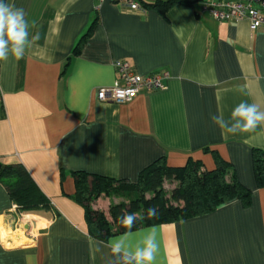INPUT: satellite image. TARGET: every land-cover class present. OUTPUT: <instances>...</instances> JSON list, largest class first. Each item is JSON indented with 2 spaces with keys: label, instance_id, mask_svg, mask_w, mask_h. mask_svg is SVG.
Here are the masks:
<instances>
[{
  "label": "crops",
  "instance_id": "1",
  "mask_svg": "<svg viewBox=\"0 0 264 264\" xmlns=\"http://www.w3.org/2000/svg\"><path fill=\"white\" fill-rule=\"evenodd\" d=\"M200 1L163 12L111 0H6L25 9L30 38L39 39L23 59L0 61V162L22 164L50 204L23 213L0 184V264H109L107 245L122 234H89L72 172L133 183L158 158L171 167L191 158L210 170L216 155L251 191L250 204L232 200L143 227L136 239L155 228V264H264V187L252 166L253 150L264 151V125L233 135L210 120L227 119L242 101L264 110V26L218 22ZM120 60L141 76L166 71L164 88L99 101L97 88L113 84ZM22 218L29 228L19 236Z\"/></svg>",
  "mask_w": 264,
  "mask_h": 264
},
{
  "label": "trees",
  "instance_id": "2",
  "mask_svg": "<svg viewBox=\"0 0 264 264\" xmlns=\"http://www.w3.org/2000/svg\"><path fill=\"white\" fill-rule=\"evenodd\" d=\"M198 1L165 0L142 4L146 9L155 6L164 12L174 4L192 6ZM252 166L257 187H264V151L253 150ZM72 175L75 183L73 198L83 206L89 234L97 240L122 234L125 229L119 218L126 213L136 214L134 230H137L200 217L232 200H239L245 207L251 202V191L238 181L234 169L219 155H216L215 167L210 170L191 158L183 166L171 167L161 157L143 168L133 183L84 171H74ZM165 180L175 183L169 192L163 188ZM0 184L18 211L32 213L49 207V199L20 163L0 162ZM101 194L123 199L110 205L109 218L92 206ZM150 207L157 209V215L151 219L146 214Z\"/></svg>",
  "mask_w": 264,
  "mask_h": 264
},
{
  "label": "clouds",
  "instance_id": "3",
  "mask_svg": "<svg viewBox=\"0 0 264 264\" xmlns=\"http://www.w3.org/2000/svg\"><path fill=\"white\" fill-rule=\"evenodd\" d=\"M29 29L25 9L0 0V61H7L10 57L16 61L24 58L26 51L39 39V34L30 38ZM210 120L222 132L233 135L249 133L264 125V110L254 102L242 101L232 109L227 119L221 114H212ZM146 214L147 218H154L157 209L150 207ZM137 219L135 213H126L119 218L125 231L107 245L112 257L109 264H155L159 250L156 230L154 227L146 228L136 239Z\"/></svg>",
  "mask_w": 264,
  "mask_h": 264
},
{
  "label": "built area",
  "instance_id": "4",
  "mask_svg": "<svg viewBox=\"0 0 264 264\" xmlns=\"http://www.w3.org/2000/svg\"><path fill=\"white\" fill-rule=\"evenodd\" d=\"M104 0H96L98 4ZM119 4L127 11H144L140 0H111ZM201 12L209 14L214 20L248 21L251 29L264 26V0H201L199 2ZM113 66L117 73V79L111 86L98 87L97 98L101 102H114L117 104L129 102L141 90L154 91L164 88L163 80L167 78L166 71L150 73L145 76L137 74L127 61H115ZM16 209V206L14 205ZM17 232L24 234L29 224L16 227Z\"/></svg>",
  "mask_w": 264,
  "mask_h": 264
},
{
  "label": "rangeland",
  "instance_id": "5",
  "mask_svg": "<svg viewBox=\"0 0 264 264\" xmlns=\"http://www.w3.org/2000/svg\"><path fill=\"white\" fill-rule=\"evenodd\" d=\"M174 184H175L174 182L165 180L163 183V188L166 192H169L173 188ZM120 201H123V199L117 198V197H110L105 194H101V195H98V197L93 201L92 206L94 207V205L99 204V207L97 209L103 211L105 215L109 218L108 213H109L110 205L113 203H118ZM20 233L21 232H16V234H20ZM17 242L23 243L25 242V239H20V241H17Z\"/></svg>",
  "mask_w": 264,
  "mask_h": 264
},
{
  "label": "bare ground",
  "instance_id": "6",
  "mask_svg": "<svg viewBox=\"0 0 264 264\" xmlns=\"http://www.w3.org/2000/svg\"><path fill=\"white\" fill-rule=\"evenodd\" d=\"M21 223H22L23 226L26 225V224H29L28 221L24 220L23 218L21 220Z\"/></svg>",
  "mask_w": 264,
  "mask_h": 264
}]
</instances>
